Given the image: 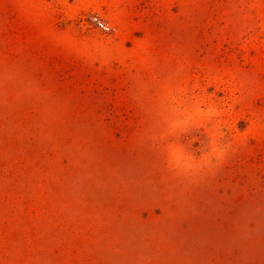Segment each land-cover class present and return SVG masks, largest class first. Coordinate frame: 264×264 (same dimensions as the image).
<instances>
[{
    "label": "rangeland",
    "instance_id": "1",
    "mask_svg": "<svg viewBox=\"0 0 264 264\" xmlns=\"http://www.w3.org/2000/svg\"><path fill=\"white\" fill-rule=\"evenodd\" d=\"M0 264H264V0H0Z\"/></svg>",
    "mask_w": 264,
    "mask_h": 264
},
{
    "label": "built area",
    "instance_id": "2",
    "mask_svg": "<svg viewBox=\"0 0 264 264\" xmlns=\"http://www.w3.org/2000/svg\"><path fill=\"white\" fill-rule=\"evenodd\" d=\"M88 20L91 24H93L95 27L99 28L102 31H108L110 27L107 23H105L99 16L96 14L90 15L88 17Z\"/></svg>",
    "mask_w": 264,
    "mask_h": 264
}]
</instances>
